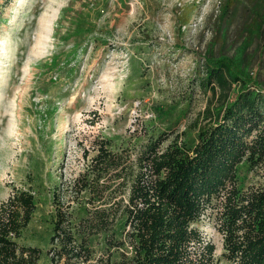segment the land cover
Masks as SVG:
<instances>
[{
	"label": "rangeland",
	"instance_id": "obj_1",
	"mask_svg": "<svg viewBox=\"0 0 264 264\" xmlns=\"http://www.w3.org/2000/svg\"><path fill=\"white\" fill-rule=\"evenodd\" d=\"M257 1L0 5V201L14 188L33 187L35 208L21 240L41 248L38 264H49L51 194L75 204L69 185L92 154L91 139L135 145L172 131L192 143L196 113L210 97L193 82L209 56L239 52L236 65L264 85V35H247ZM236 176L240 188L264 185L262 166L242 161ZM199 228L217 264H231L212 221L204 217Z\"/></svg>",
	"mask_w": 264,
	"mask_h": 264
},
{
	"label": "trees",
	"instance_id": "obj_2",
	"mask_svg": "<svg viewBox=\"0 0 264 264\" xmlns=\"http://www.w3.org/2000/svg\"><path fill=\"white\" fill-rule=\"evenodd\" d=\"M262 1L247 35H264ZM238 59L239 52L204 59L193 86L210 97L196 113L192 143L172 131L135 145L89 141L92 154L69 185L75 204L51 194L49 264H217L199 228L204 217L224 260L264 264V185L240 188L236 176L242 161L264 167V85ZM33 192L28 183L0 201V264H38L41 248L21 240Z\"/></svg>",
	"mask_w": 264,
	"mask_h": 264
}]
</instances>
